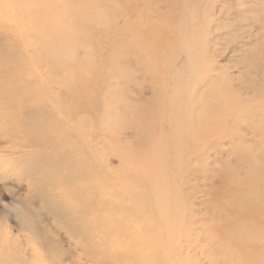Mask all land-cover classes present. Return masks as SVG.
<instances>
[{"label": "rangeland", "instance_id": "rangeland-1", "mask_svg": "<svg viewBox=\"0 0 264 264\" xmlns=\"http://www.w3.org/2000/svg\"><path fill=\"white\" fill-rule=\"evenodd\" d=\"M9 8L0 10L11 24L0 28V106L5 95L41 96L50 158L34 188L22 174L33 164L6 149L0 109V264H240L226 238L251 223L235 222L223 199L229 184L256 188L246 171L263 164L264 0ZM65 173L77 189L102 191L104 205L91 204L115 208L82 214L91 195L71 196Z\"/></svg>", "mask_w": 264, "mask_h": 264}, {"label": "bare ground", "instance_id": "bare-ground-1", "mask_svg": "<svg viewBox=\"0 0 264 264\" xmlns=\"http://www.w3.org/2000/svg\"><path fill=\"white\" fill-rule=\"evenodd\" d=\"M10 3H11V0H0V5H1L0 6V10L3 9V6H4L5 10L7 11L6 12L7 15L9 13L8 10L10 9L9 8L10 7ZM16 7H17V14H19V16L21 15L20 16L21 17L20 23H21V26H22V25H24V23L27 20V18H29L28 13H27V4L18 1V2H16ZM4 12L2 13L0 11V28H5L6 27L9 30L10 26H11V24H9L10 16L4 15ZM169 67H170V65H169ZM163 89H165V88H163ZM162 92H164V91H162ZM3 100H4V103L3 104L1 103L0 109L5 111V114L3 115L2 118H3L4 123H5V125H4L5 129L3 130V133L6 135V140L9 142V146L6 147V149H7V151H12L14 155L18 154L19 158L22 161L26 160L28 164H30V163L33 164V166H25L22 169V174H25V176L27 178H29V180L31 182V185H33L34 188L35 187L37 188V186L44 181L45 170H46L45 169V161L50 158L49 156H47V153H46L47 152V145H48L46 143V139H45L46 114H45V110H44V105L41 103V96L40 95H35V98L30 100L29 98H26L25 95H5V97H3ZM192 111H194V109ZM202 114L205 115L204 113H202ZM202 117L203 116H201V118ZM203 118H205V117H203ZM217 118H218V116H217ZM197 120H199V118ZM201 121L198 124V127L200 126V124H202ZM214 123L216 124V122H214ZM206 124L207 123H205V125ZM262 125L264 126V123H262ZM207 126L208 125H206V128H207ZM209 130H210V128H209ZM250 131H251V128H250ZM251 132H253V130ZM195 133L197 134V131ZM200 133H202V131H200ZM211 133H213V132L211 131ZM226 133L228 134V132H226ZM196 134H195V136H197ZM207 134H206V137H205L206 139L209 138V136L207 137ZM263 134H264V132H263ZM254 135H255V133H254ZM228 136H229V134H228ZM262 136H263V139H264V135H262ZM255 137H258V136L256 135ZM201 138H202V135H201ZM203 138H202V140H204ZM245 138L246 137H244V139ZM259 138L262 139L261 135H260ZM220 139H221V137H220ZM240 142L241 141L239 139V143ZM214 145H216V144H214ZM199 147L200 146H198V148ZM176 148H178V147H176ZM252 148H253V146H252ZM6 149H4V150H6ZM242 149H243V147H242ZM234 151H235V146H234ZM261 154H263V156H262L263 164L254 162L253 167L246 171V175H247V173L251 174V176H249L248 178L251 177L256 182V184H255L256 188H254V187L246 188L245 186H239L236 183L229 184L228 187H226V191H228L229 193L223 199V203H227V204L230 203L231 204V202H232V203H234L236 205V206H234L235 207L234 209H236V210L233 211V214H232L233 219H234L235 222L238 221L239 223H241V222L244 223V222H247V221L249 222L250 221V223H251V224L247 225L246 230H248V231H243L242 230V233L241 232L240 233L239 232H235V233H233L231 235V237H227L226 238L227 239L226 242L228 244H230L232 246L231 249H233L232 251H230V254H232V256L240 264H259V263L264 264V153H261ZM72 155H74L73 152H72ZM16 158L17 157H11L10 159L12 161H15ZM71 159L73 161H75L74 160L75 159V155ZM68 160L70 161L69 158H68ZM71 171L73 173H75L76 175H78V176L86 177V179L92 177V174L91 175L89 174L90 172H86L85 168H81L79 165H77L74 162H73V167H72ZM76 175H75V177H76ZM71 176L72 175H69L68 173L64 174V178H62L61 187L66 188V189L74 188L70 192L71 196H77V195L86 194V193L91 195L90 198L87 197L86 199H84L80 203L83 206L82 214L84 213V215H85L87 213H90L91 211H96V210L97 211H99V210L100 211L101 210L102 211H106L107 209H112V208L114 209L115 208L116 202H111V203L107 202L106 203V209H104L103 207L97 206L94 203L91 204V200H93L94 196H97V197L98 196H100V197L102 196L101 195L102 191L98 190L99 192L95 193L96 194L95 195L92 190L87 192L86 189H77V188H75L76 184H75V182H74V180H73V178ZM222 177H223V174H222ZM131 179H132V177H131ZM90 180L92 181V179H90ZM87 186L91 187L92 185H91V183H88ZM157 192H159V191H157ZM155 195H158V193L155 194ZM100 197L97 198V200H98L97 204L104 205V202H102ZM150 197H151V195H150ZM102 198H103V196H102ZM118 200H119V202L117 201V204L120 205L122 203V199H121L120 195H119V199ZM216 200H218V199H216ZM212 204H213V202H212ZM130 217H131L130 215L129 216L126 215V217L125 216H121V218L118 219L119 226H124L125 222ZM220 219H221V217H220ZM218 227H219V225H218ZM222 227L224 229L226 228V227H224V225ZM119 228H122V227H119ZM217 229H218L217 232L219 233L221 230L219 231V228H217ZM258 229L261 230L263 235L257 236L255 238L254 235H255V233H256V231ZM215 230L216 229H214L213 231H215ZM224 232H222V233H224ZM219 235H221V233ZM127 236L129 237L131 235L128 234ZM221 236L223 237V235H221ZM229 238H230V240H229ZM217 239L218 238H216L215 243H216ZM224 241H225V237H224ZM218 243H220V242H218ZM228 252L229 251H227V253ZM134 253L135 252L132 251L131 253H129V254L127 253L126 255H122V256H124V258L127 257L128 259H130V258L133 257V255L136 256L135 255L136 253L135 254ZM7 260L9 261L10 264L13 263L10 260V258H8ZM15 264H23V262H21V263L17 262Z\"/></svg>", "mask_w": 264, "mask_h": 264}]
</instances>
